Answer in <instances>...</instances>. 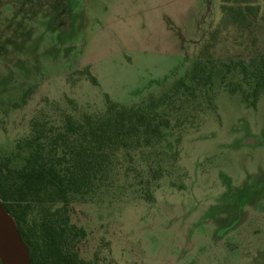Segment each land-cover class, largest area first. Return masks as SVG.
Instances as JSON below:
<instances>
[{
	"label": "rangeland",
	"instance_id": "374dc122",
	"mask_svg": "<svg viewBox=\"0 0 264 264\" xmlns=\"http://www.w3.org/2000/svg\"><path fill=\"white\" fill-rule=\"evenodd\" d=\"M257 5L251 28L225 29L223 0H0V158L14 168L35 120L49 132L62 112L102 114L107 99L165 102L163 140L120 153L77 197L84 258L264 264V0Z\"/></svg>",
	"mask_w": 264,
	"mask_h": 264
},
{
	"label": "trees",
	"instance_id": "16d2710c",
	"mask_svg": "<svg viewBox=\"0 0 264 264\" xmlns=\"http://www.w3.org/2000/svg\"><path fill=\"white\" fill-rule=\"evenodd\" d=\"M257 3L223 0L222 26L251 28L260 14ZM164 104L163 98H152L144 107L127 108L107 99L102 114L77 118L62 112L60 127L49 132V123L35 120L23 145L18 144L17 151H27L22 166L14 168L13 157L0 158V199L18 224L32 264H95L82 255L84 213L74 203L107 176L120 153L163 140L169 121L158 109Z\"/></svg>",
	"mask_w": 264,
	"mask_h": 264
},
{
	"label": "water",
	"instance_id": "95a60500",
	"mask_svg": "<svg viewBox=\"0 0 264 264\" xmlns=\"http://www.w3.org/2000/svg\"><path fill=\"white\" fill-rule=\"evenodd\" d=\"M0 264H32L15 218L7 213L0 199Z\"/></svg>",
	"mask_w": 264,
	"mask_h": 264
}]
</instances>
